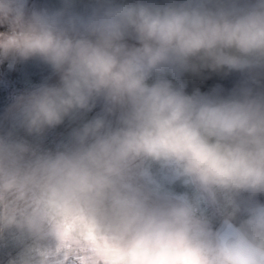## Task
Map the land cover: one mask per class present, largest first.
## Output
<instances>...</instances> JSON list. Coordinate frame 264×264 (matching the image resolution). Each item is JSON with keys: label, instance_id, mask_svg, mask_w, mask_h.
Wrapping results in <instances>:
<instances>
[{"label": "clouds", "instance_id": "clouds-1", "mask_svg": "<svg viewBox=\"0 0 264 264\" xmlns=\"http://www.w3.org/2000/svg\"><path fill=\"white\" fill-rule=\"evenodd\" d=\"M30 60L0 264H264V0H0V64ZM204 70L241 79L187 91Z\"/></svg>", "mask_w": 264, "mask_h": 264}, {"label": "rangeland", "instance_id": "rangeland-1", "mask_svg": "<svg viewBox=\"0 0 264 264\" xmlns=\"http://www.w3.org/2000/svg\"><path fill=\"white\" fill-rule=\"evenodd\" d=\"M33 0H30V3ZM36 3L43 4L51 2V0H35ZM8 62L0 64V116L6 115L7 109L11 104V97L13 94H18L30 88L32 85L42 82L45 78L51 75L50 69L39 61L30 60L26 62H18L14 68L9 69ZM229 78L224 82L217 84L223 90L230 88L233 82L241 79L239 73H231ZM55 78L53 77V81ZM13 82V85L11 82ZM208 92V91H203ZM99 109L95 110L94 115ZM54 133L59 134L58 128L54 130ZM65 135V134H63ZM57 142V141H56ZM264 199V197H261Z\"/></svg>", "mask_w": 264, "mask_h": 264}, {"label": "trees", "instance_id": "trees-1", "mask_svg": "<svg viewBox=\"0 0 264 264\" xmlns=\"http://www.w3.org/2000/svg\"><path fill=\"white\" fill-rule=\"evenodd\" d=\"M230 75V74H229ZM229 76H223L220 73H213L210 70H204L201 74H187L185 76V81L187 83V91L191 92L195 90L196 88H199L201 91H211L214 87L217 86V84H220L227 80ZM13 85V82L10 81ZM54 82V81H53ZM239 81L233 82V85L230 86V88L225 89L224 91H230ZM99 109V106L97 107ZM96 108V109H97ZM93 112L88 114V118H91L95 110ZM8 121L5 119L4 115L0 116V127H7ZM59 134H55L54 130L49 133L46 144L49 146L53 145L56 141H58L61 138V134H67L69 131V125L66 122L64 125H61L58 127Z\"/></svg>", "mask_w": 264, "mask_h": 264}]
</instances>
